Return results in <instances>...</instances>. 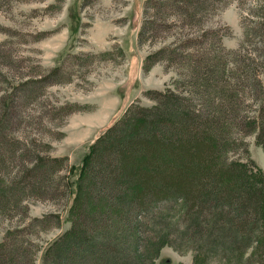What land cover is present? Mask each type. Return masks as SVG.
Segmentation results:
<instances>
[{"label":"trees","instance_id":"trees-1","mask_svg":"<svg viewBox=\"0 0 264 264\" xmlns=\"http://www.w3.org/2000/svg\"><path fill=\"white\" fill-rule=\"evenodd\" d=\"M145 3L140 43L154 41L146 31L157 22L146 7H157L159 16L172 8L182 26L193 27L211 0ZM261 7V46L247 49L245 67H227L226 56L216 65L217 55L199 54L186 67L183 87L147 91L156 102L132 103L90 143L79 165L33 151L8 116L0 118V212L27 214L30 197L64 194L68 201L70 226L48 243L40 264H154L167 243L192 249L191 264H264V170L249 155L231 156L244 134L264 146V0ZM173 52L170 46L151 52L144 70ZM238 73L242 78H229ZM32 232L30 224L7 230L0 264H37Z\"/></svg>","mask_w":264,"mask_h":264},{"label":"rangeland","instance_id":"rangeland-1","mask_svg":"<svg viewBox=\"0 0 264 264\" xmlns=\"http://www.w3.org/2000/svg\"><path fill=\"white\" fill-rule=\"evenodd\" d=\"M84 1L0 0V118L8 116L13 133L33 151L65 156L70 165H79L90 143L132 103L154 104L147 91L183 87L186 67L199 54L217 55L216 65L222 66L226 56L227 67L238 70L251 55L247 49L261 46L263 0H211L208 14L193 27L182 26L175 11L169 14L172 8L159 16L157 7H146L157 23L149 22L152 28L146 31L154 41L144 43L139 32L146 0ZM163 46L174 52L145 71L147 56ZM237 77L241 73L229 76ZM253 102L248 99L246 107L251 109ZM248 155L264 170V146L252 133L244 134V142L231 153L241 159ZM25 205L27 214L0 212V240L7 230L30 224L40 264L48 243L70 226L68 201L62 194L30 197ZM58 216L61 225H53ZM193 256L192 249L181 251L167 243L154 264H191Z\"/></svg>","mask_w":264,"mask_h":264}]
</instances>
